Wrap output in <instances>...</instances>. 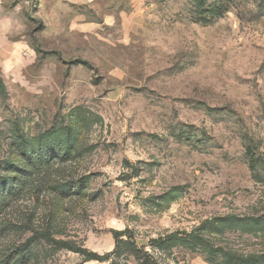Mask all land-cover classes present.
<instances>
[{"label": "rangeland", "instance_id": "obj_1", "mask_svg": "<svg viewBox=\"0 0 264 264\" xmlns=\"http://www.w3.org/2000/svg\"><path fill=\"white\" fill-rule=\"evenodd\" d=\"M5 262L264 264V0H0Z\"/></svg>", "mask_w": 264, "mask_h": 264}, {"label": "trees", "instance_id": "obj_2", "mask_svg": "<svg viewBox=\"0 0 264 264\" xmlns=\"http://www.w3.org/2000/svg\"><path fill=\"white\" fill-rule=\"evenodd\" d=\"M84 64V63H83ZM5 264H7L6 262H5Z\"/></svg>", "mask_w": 264, "mask_h": 264}]
</instances>
